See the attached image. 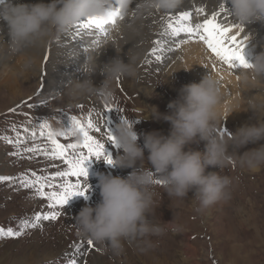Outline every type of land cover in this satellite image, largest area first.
I'll use <instances>...</instances> for the list:
<instances>
[{"label": "rangeland", "instance_id": "rangeland-1", "mask_svg": "<svg viewBox=\"0 0 264 264\" xmlns=\"http://www.w3.org/2000/svg\"><path fill=\"white\" fill-rule=\"evenodd\" d=\"M212 8L217 6L209 5L206 9L211 11ZM203 14L195 12L187 24L194 27L202 23L206 18ZM167 15L170 14L167 12ZM219 15L217 21L225 26L238 24L229 11H220ZM158 22L161 23V17L155 23ZM0 24L3 25V32H0V56H3L0 57V176L16 178L0 181V228L21 232L19 236L0 238V264H70L72 259L77 264H264V167L258 170L242 168L236 163L234 153H230V159L222 169V174L233 178L232 198L228 201L197 211L194 190L185 198L170 197L165 187L158 185L153 220L161 224L174 221L179 231L168 230L160 236H152L151 248L132 240L126 241L119 253L114 252L107 242L99 243L91 239L93 244L88 245L90 238L82 234L76 222L84 206H95L100 201L101 176L109 173L127 176L132 169L114 168L102 158L93 157L87 164V180L80 181L81 187L87 182L91 185L88 192L90 199L75 196L62 206L52 207L47 197L40 196L37 192L39 184L24 187L19 177L23 175L27 180L34 181L36 177L32 173L35 172L36 176L48 177L46 184L56 186H45L44 192L57 191L62 178L56 177L55 173L67 168L61 160L48 158L45 154L50 153L52 147L46 135H41L42 131H46L39 127L41 123L47 121L52 130L59 132L64 130L65 122L71 116L81 120L91 118L94 126L101 129L99 133L93 131L91 134L106 145L115 159L123 149L108 143L107 121H111L114 133L123 118L132 121L141 137L139 143L143 146L144 133H169V122L148 117L152 107L158 108L161 113H168V104L178 98L180 89L175 77L174 83L169 84L161 69L146 62V66H139L135 79L117 78L112 81L113 95L110 98L106 99L99 92L74 98L69 85L74 78L71 75L74 62L70 55L73 49L71 41L67 40L65 44L57 40V35L51 39L55 57L47 60L38 75V60L34 63L32 58L24 62L19 51L11 52L6 23ZM256 29L243 26V36H247L258 48V44L264 43V32L260 30L258 34ZM107 36L104 35L102 40L96 39L97 45L101 48L107 45L112 35H109L110 38ZM88 39L94 41V36L89 35ZM153 41L149 40V43L155 46ZM254 55H251L252 60ZM23 71L33 72L27 81L21 77ZM94 76V83L98 82L100 86L105 77ZM14 78L19 81H14ZM56 84L59 87L56 88ZM259 91L255 88L257 95ZM106 112L107 116L104 115ZM226 118L221 116L217 134L230 135L246 123L255 122L250 110H247L243 122ZM57 139L65 144L76 142L74 137ZM197 141L187 145L185 150L205 151L207 141L199 138ZM258 146L249 144L240 151L246 152ZM29 148L35 150L29 152ZM207 171L220 172V169L210 167ZM65 179L75 183V178ZM48 212H58L59 215L55 220H41L36 227L31 226L37 214ZM25 221L28 222L27 227H24Z\"/></svg>", "mask_w": 264, "mask_h": 264}, {"label": "clouds", "instance_id": "clouds-1", "mask_svg": "<svg viewBox=\"0 0 264 264\" xmlns=\"http://www.w3.org/2000/svg\"><path fill=\"white\" fill-rule=\"evenodd\" d=\"M118 2L123 11L130 0ZM181 4L182 0H144L140 7L148 12H167ZM227 8L241 26L264 27V0H227ZM113 10L114 0H38L35 3L3 0L0 22L6 23L9 50L16 53L29 44L54 38L84 18L108 17ZM0 32H3L2 24ZM251 63L252 74L264 79V51L255 54ZM80 72L84 78L74 82L71 94L82 97L99 92L107 99L113 95L112 81L137 77V57L129 55L125 62L123 56L117 54L106 63H98L88 56ZM97 72L105 77L99 87L93 80ZM243 79L247 82L248 78ZM223 99L222 81L215 74L205 75L199 83L184 85L178 98L168 104V113L152 107L148 117L169 122V133H144L143 146L134 123L122 119L116 126L115 137L123 152L110 166L132 171L127 176L109 173L100 177V201L95 206H84L76 217L82 234L99 243L107 242L119 253L126 241H138L145 248H151L152 236H160L168 230L179 231L174 221L161 224L153 220L159 195L156 189L161 184L170 197L185 198L194 190L197 211L230 200L233 178L222 174L230 153L235 154L236 163L242 168L264 167V143H260L264 141V95L248 101L255 122L246 123L230 135L216 132ZM197 138L207 141L206 150L189 148L186 151L187 145L198 142ZM249 144L259 146L240 151ZM210 167H218L220 172H208ZM158 176L162 183H157Z\"/></svg>", "mask_w": 264, "mask_h": 264}, {"label": "bare ground", "instance_id": "bare-ground-1", "mask_svg": "<svg viewBox=\"0 0 264 264\" xmlns=\"http://www.w3.org/2000/svg\"><path fill=\"white\" fill-rule=\"evenodd\" d=\"M25 2L35 3L38 2V0H25ZM143 2L144 0H130L127 9L122 11L118 0H114V10H120L121 16L115 18V24L109 23L105 26L107 37L110 38L109 35H112V37L108 40L107 45L105 43L101 44L106 45H104L103 48L97 45L98 43L95 40L104 39V33L100 32L95 27L77 28V24L86 21L87 18L80 20L69 30L57 34V40L59 39L65 44L67 40L72 43L70 47L73 49L70 55L74 62H72L73 67L71 75H73L74 78L69 84L71 89L77 79L84 78V76H82L83 74L80 72V68L86 57L91 56L95 58L98 56L96 59L98 63H106L111 58L117 56V54L122 55L125 62H127V56L135 55L137 57V70H140V65L144 67L146 66V62L151 63V66H156V68L161 69L165 73V79L169 84L174 83L173 78L175 77L176 80H178L180 90L186 84L193 82L199 83L207 74L217 75L222 81L224 92V99L221 105V116H226V119L229 121L238 119V121L243 122L246 118L247 110H249L248 101L264 95V79L255 77L250 69L229 68L207 48L203 41L195 37H190L186 33H180L179 36L174 35L171 28L168 27L169 24L173 27H177V21H180L179 15L186 10H188L187 12L190 14L189 20H192L191 17L193 18L195 12L199 15L204 13L203 15L209 19L212 18L215 13H217V16L220 12V7L218 6L221 5L222 2L227 7V0H182V4L179 8L173 11H167L170 15H167V12L155 10L151 12L144 11L140 7ZM209 5L217 6V8H212L210 11L206 9ZM158 17H161V23H155ZM187 21L180 22L187 24ZM250 27L253 29L257 27L258 29H256V31L258 34H260V30L262 33L264 32V27L258 24L251 25ZM116 30H118V32ZM115 31L117 33H115ZM237 33L238 29H233L230 35H236ZM89 35L94 36V41L90 40L92 37L88 39ZM245 37L247 36H243V32L238 33L239 40H244ZM152 39L156 44H154L155 46L149 43V40ZM244 43L247 45L246 50L250 61H252L251 55L264 51V43L263 45H260L261 43L258 44V48L248 39L244 40ZM51 44V39L46 42H36L25 46L22 51H19L20 56L24 58V62L32 58H34V63L38 60V75L41 74V69L45 68L44 65L51 59V56L55 57V51L53 54ZM152 48H156L157 51L153 53ZM156 56H160L161 59L157 60ZM0 57L2 58L3 56ZM30 73L33 72H21L23 81H27ZM95 75L104 77L99 72ZM245 76L248 78L247 82L243 79ZM68 77H70V75ZM94 77L95 76H93V78ZM15 80L17 82L19 81L14 78V81ZM95 85L99 87L98 82H96ZM55 86L57 88L59 84ZM255 88L260 90L258 95L255 93ZM74 98L78 97L75 96ZM26 263L27 262L24 264Z\"/></svg>", "mask_w": 264, "mask_h": 264}, {"label": "snow or ice", "instance_id": "snow-or-ice-1", "mask_svg": "<svg viewBox=\"0 0 264 264\" xmlns=\"http://www.w3.org/2000/svg\"><path fill=\"white\" fill-rule=\"evenodd\" d=\"M0 3H3V0H0ZM121 9V7H120ZM220 11H228V8L225 4L220 5ZM121 16L120 10H113L108 17H95L89 16L86 21L77 24V28H91L95 27L100 32L107 35L105 32V26L109 23L115 24V18ZM122 18V17H121ZM190 18L188 12H181L180 21H187ZM177 21V27H173L171 24L168 25L171 28L174 35L179 36L180 33H186L190 37L198 38L200 41L215 54L217 58L229 68L232 69H250L252 63L248 58L247 54V45H245L244 40L238 39V33L243 32V26L240 24H231L230 26H225L217 21L216 14H213L212 18H205L202 23H197L194 27L188 24L181 23ZM233 29H238L236 35H230L233 32ZM78 34V33H77ZM159 43V42H157ZM157 51L156 48L153 49V53ZM157 60H160V56H156ZM239 78V77H237ZM108 112H111V109H108ZM108 112L104 115L107 116ZM124 120H127L123 118ZM111 121H107V140L108 143L113 144L115 147L119 148L120 145L116 140L115 133L112 128ZM39 127L42 130L41 135H46L47 140L50 142L52 150L50 153L46 152L45 154L48 158L59 159L65 165H67L66 170L57 171L55 173L56 177L62 178L61 184L58 186L57 191L46 193L43 191L44 187H56L51 184H46L48 177L36 176V173L33 172L32 176L36 177L34 181H29L23 175L19 177L24 187H29L35 184H39L37 192L40 196H45L49 201L52 202V207L58 205H66L69 200L75 196H83L85 199L88 198V192L91 188V185L86 183L81 187L80 181L88 177V162L95 157L96 159H103L107 164L112 165L114 163L112 153L107 150L106 145L101 143L100 140L96 139L91 133L95 131L99 133L101 129L95 127L91 118L86 120L78 119L76 116H71L67 122H65L64 130L55 131L52 130L47 121L41 123ZM226 131V130H225ZM223 134V133H222ZM35 136V133H33ZM57 137H64L68 139L69 137H74V143H60ZM29 152L34 151L35 149H27ZM75 178V183L71 180L65 178ZM16 178L8 176H0V181H9ZM157 183H162L160 180H157ZM59 215L58 212H48L46 214H37L35 216V223L31 226L36 227V224L41 220H55ZM28 226V222H24V227ZM21 235L20 231H14L12 228H8L6 231L4 228H0V238L3 237H15ZM88 245H92L93 241L89 239L87 241ZM79 251V247L77 246ZM70 264H77L75 259L70 260Z\"/></svg>", "mask_w": 264, "mask_h": 264}]
</instances>
